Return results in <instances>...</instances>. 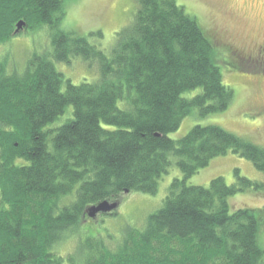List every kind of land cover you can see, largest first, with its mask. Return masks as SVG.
<instances>
[{
    "label": "trees",
    "instance_id": "16d2710c",
    "mask_svg": "<svg viewBox=\"0 0 264 264\" xmlns=\"http://www.w3.org/2000/svg\"><path fill=\"white\" fill-rule=\"evenodd\" d=\"M134 1L132 22L106 51L89 40L101 31L64 27L63 0H0V45L25 20L26 31L47 26L52 47L24 70L0 61V264H264V208L229 203L239 192L264 193V181L236 169L234 184L187 183L229 151L264 172V146L215 124L169 136L194 109L206 117L235 98L215 43L178 0ZM78 56L98 61L99 76L74 84L57 69ZM174 160L184 177L115 249L82 226L89 206L157 194ZM80 230L79 258L60 255L57 242Z\"/></svg>",
    "mask_w": 264,
    "mask_h": 264
},
{
    "label": "rangeland",
    "instance_id": "374dc122",
    "mask_svg": "<svg viewBox=\"0 0 264 264\" xmlns=\"http://www.w3.org/2000/svg\"><path fill=\"white\" fill-rule=\"evenodd\" d=\"M66 16L63 25L67 30L88 34L101 31L102 38L91 37V43L110 50L115 44L117 32L129 25L137 12L134 0H63ZM179 4L196 16L207 34L214 41L218 63L222 65L224 82L235 90V98L225 111L200 116L194 109L180 128L170 133L174 139L181 138L190 130L200 125H220L238 135L264 146V72L259 64L258 48L264 46V0H178ZM48 27L23 29L13 36L8 43L0 45V61L7 59L11 70H24L27 61L35 53L51 50ZM58 70L70 78L74 84L87 79L91 81L99 76L98 61L91 63L82 57H75L70 62H55ZM201 89L188 91L184 96H193ZM60 115L59 124L67 121L69 111ZM210 164L192 175L187 183L209 186L211 181L223 176L225 182L234 184L238 181L236 169L251 180L264 181V172L254 163L232 151L210 160ZM184 174L173 163L169 173L160 180L157 194L132 192L125 195L116 210L99 213L95 217L84 216V223L103 237L110 249H115L127 232L140 229L149 214L163 205L168 187L174 178H183ZM232 210L240 207L264 208V193L254 191L239 192L230 197ZM114 213V214H112ZM112 214V215H111ZM77 235L63 238L57 242L56 251L66 258H79V247L87 240V229ZM88 232V231H87ZM89 233V232H88ZM264 243V226L260 232ZM98 238V237H97ZM79 253V254H78ZM80 260V259H79ZM82 260V259H81ZM80 260V261H81Z\"/></svg>",
    "mask_w": 264,
    "mask_h": 264
},
{
    "label": "water",
    "instance_id": "95a60500",
    "mask_svg": "<svg viewBox=\"0 0 264 264\" xmlns=\"http://www.w3.org/2000/svg\"><path fill=\"white\" fill-rule=\"evenodd\" d=\"M27 23L25 20H20L16 24V29L15 32L19 33L23 29H25ZM121 199L115 200V201H103L99 203L98 205H92L87 207L85 210V214L88 215L89 217H95L99 213L105 212H111L117 209V207L120 205Z\"/></svg>",
    "mask_w": 264,
    "mask_h": 264
},
{
    "label": "flooded vegetation",
    "instance_id": "af4514ba",
    "mask_svg": "<svg viewBox=\"0 0 264 264\" xmlns=\"http://www.w3.org/2000/svg\"><path fill=\"white\" fill-rule=\"evenodd\" d=\"M256 53L258 55V59L256 61L263 65L262 70L264 72V46H260L258 48V52L256 51Z\"/></svg>",
    "mask_w": 264,
    "mask_h": 264
}]
</instances>
